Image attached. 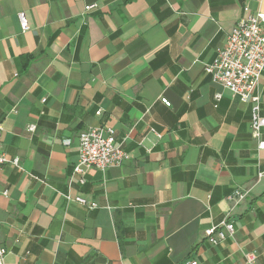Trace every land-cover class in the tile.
<instances>
[{"label": "crops", "instance_id": "1", "mask_svg": "<svg viewBox=\"0 0 264 264\" xmlns=\"http://www.w3.org/2000/svg\"><path fill=\"white\" fill-rule=\"evenodd\" d=\"M245 6L264 12V0H0L1 143L19 158L0 171L6 264H264L251 103L205 72ZM259 93L264 115V72ZM103 124L131 158L82 183L79 133ZM227 215L235 236L211 244Z\"/></svg>", "mask_w": 264, "mask_h": 264}, {"label": "built area", "instance_id": "2", "mask_svg": "<svg viewBox=\"0 0 264 264\" xmlns=\"http://www.w3.org/2000/svg\"><path fill=\"white\" fill-rule=\"evenodd\" d=\"M97 8L96 3H88L86 11ZM23 31L30 29V23L26 11L18 13ZM205 72L214 82L222 84L240 101L251 103V134L258 141V148L264 149V115L261 107V95L259 86L264 72V12L261 9L252 11L250 6H245L241 19L236 23L232 31L228 34L225 45L218 47L214 59L205 64ZM218 94L216 100L221 99ZM161 101L171 106V101L167 97H161ZM100 113V112H99ZM36 129L35 124L28 126L29 131ZM4 131L0 123V171L7 163L19 165V158L10 159L5 153L1 135ZM131 158L129 152L124 148L122 141H119L116 130L113 126L103 124L95 127H88L79 133V157L73 167V175H80L82 183L85 181L83 174L90 168H97L105 171L109 167L122 166ZM264 173L260 172L259 176ZM249 190L237 188L230 195L229 199L235 203L243 201L248 196ZM2 194L7 195L8 190ZM85 204L86 200L81 196L72 197ZM92 208L97 205L93 203ZM1 224V220H0ZM236 233L235 221L229 215L220 222L205 231L208 241L217 245ZM7 248L0 242V264L5 263ZM256 253L247 255L248 262L255 264ZM183 264H198L197 261H186Z\"/></svg>", "mask_w": 264, "mask_h": 264}]
</instances>
